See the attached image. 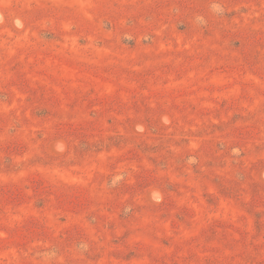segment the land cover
I'll return each mask as SVG.
<instances>
[{"label": "rangeland", "instance_id": "obj_1", "mask_svg": "<svg viewBox=\"0 0 264 264\" xmlns=\"http://www.w3.org/2000/svg\"><path fill=\"white\" fill-rule=\"evenodd\" d=\"M0 264H264V0H0Z\"/></svg>", "mask_w": 264, "mask_h": 264}, {"label": "clouds", "instance_id": "obj_2", "mask_svg": "<svg viewBox=\"0 0 264 264\" xmlns=\"http://www.w3.org/2000/svg\"><path fill=\"white\" fill-rule=\"evenodd\" d=\"M214 10L217 12H222V9L219 7V5H214Z\"/></svg>", "mask_w": 264, "mask_h": 264}]
</instances>
